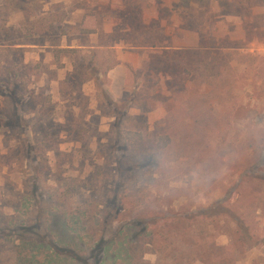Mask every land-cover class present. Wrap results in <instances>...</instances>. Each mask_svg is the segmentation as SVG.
Returning <instances> with one entry per match:
<instances>
[{"label": "rangeland", "instance_id": "1", "mask_svg": "<svg viewBox=\"0 0 264 264\" xmlns=\"http://www.w3.org/2000/svg\"><path fill=\"white\" fill-rule=\"evenodd\" d=\"M91 11L97 38L79 34ZM121 41L140 49L109 74ZM107 96L143 141L116 144ZM217 205L249 240L199 218ZM20 247L32 264H264V6L0 0V264Z\"/></svg>", "mask_w": 264, "mask_h": 264}, {"label": "trees", "instance_id": "2", "mask_svg": "<svg viewBox=\"0 0 264 264\" xmlns=\"http://www.w3.org/2000/svg\"><path fill=\"white\" fill-rule=\"evenodd\" d=\"M194 1H199V0H194ZM252 1L256 2L258 5L264 6V0H252ZM98 29L99 27H98L95 13L93 11L86 12L83 15V18L79 25V34L82 36L94 35V34H97ZM64 51L66 50L55 49L53 52L54 63L58 68H62V65L59 62V54L63 53ZM117 64L118 62H116L115 65H111L108 68V70L115 67ZM126 67L130 69V66L128 65H126ZM105 73L106 72H103V75ZM70 82L71 80L69 78H65V80L62 81V83H67V84L68 83L71 84ZM106 100H107L106 103L112 106L113 108L112 114L114 115L113 116L114 121L110 124V131L114 135L116 144L117 145L119 144L121 147H123V149H126L127 144H136V143L143 141L144 136L146 135L145 132L130 130V128H123L121 126V119H119L122 116L120 112L122 109L121 107L124 106V108H126L127 104L126 103L118 104L116 102H113L108 96L106 97ZM126 111H128V108H126ZM153 140H154V145L156 143L157 149H165L169 144V137L167 134L165 135L158 134L153 138ZM210 212H211V215H215L220 212L227 213L228 215H230V217L235 221L239 229H241V232L243 233L245 238L249 240L250 235L247 232V228L245 227V224L240 218H238L234 213H232V211L229 208L223 207L222 205H219V206L217 205L215 208H211V209L201 212L199 214V218L209 219L210 216H207V215ZM187 221H190V218L189 220L187 218ZM22 248L20 247V248H17L16 250L18 264H32L33 263L32 260L34 258L33 259L31 257L28 258L26 256L24 249Z\"/></svg>", "mask_w": 264, "mask_h": 264}, {"label": "crops", "instance_id": "3", "mask_svg": "<svg viewBox=\"0 0 264 264\" xmlns=\"http://www.w3.org/2000/svg\"><path fill=\"white\" fill-rule=\"evenodd\" d=\"M98 35H100L99 30L97 31V34L89 35L88 37H95V38H97ZM105 35H107V34H105ZM106 37H107V36H106ZM119 43H121V46L123 47V50H121V56H117V58H116L118 64L116 65V67H114V68L109 72V74H110V73L113 74L114 71L119 70V69H123V71H125V67H124L123 63L126 64V63H129V62H130V59H129V55L131 54L130 51H135V50L140 49V48H137V47H134V46H133V47H125V45L123 44V41H121V42H119ZM126 54H127V57H128V58L124 56V55H126ZM111 97H112V96H111Z\"/></svg>", "mask_w": 264, "mask_h": 264}]
</instances>
